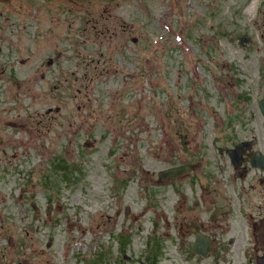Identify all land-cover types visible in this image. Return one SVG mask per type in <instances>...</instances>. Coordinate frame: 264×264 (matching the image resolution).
<instances>
[{"label":"rangeland","instance_id":"1","mask_svg":"<svg viewBox=\"0 0 264 264\" xmlns=\"http://www.w3.org/2000/svg\"><path fill=\"white\" fill-rule=\"evenodd\" d=\"M3 30L0 210L27 193L22 218L0 221V264H197L174 236L120 235L113 178L131 152L174 163L178 132L262 135L264 0H0Z\"/></svg>","mask_w":264,"mask_h":264},{"label":"flooded vegetation","instance_id":"2","mask_svg":"<svg viewBox=\"0 0 264 264\" xmlns=\"http://www.w3.org/2000/svg\"><path fill=\"white\" fill-rule=\"evenodd\" d=\"M5 32H0V38L5 37ZM58 58H64L63 53L58 52ZM20 63L25 64L26 60L21 59ZM52 63L49 61L48 65ZM0 74L4 75V68L0 67ZM41 77L44 78V73ZM261 100L258 102L261 114L258 125L262 135L249 131L250 134L240 136L241 129L248 124L243 121L223 122L224 125L217 128L224 130L210 137H206L204 130L191 138L178 132L173 149L174 163L171 161L156 171L143 168L137 154L131 152L129 167L118 170L121 174L115 175L112 182L113 217L115 220L122 218L124 222L120 235L127 239L135 234L145 237L148 248L154 239L165 241L174 236L175 251L184 258H193L197 264H264ZM237 123L238 127L227 126ZM7 124L17 127L14 122ZM119 143L128 156L131 142ZM208 145H211V152ZM170 168H177L176 174L162 178L161 171ZM30 172L34 173L33 165ZM31 184L34 186V176ZM25 191L26 188L21 187L13 204L1 205L2 224H6L9 215L22 218ZM34 204L33 200L29 202L33 210ZM138 204L142 208L140 212L134 211ZM146 220L151 222L150 230V225L140 226ZM158 227L164 230L157 231Z\"/></svg>","mask_w":264,"mask_h":264},{"label":"water","instance_id":"3","mask_svg":"<svg viewBox=\"0 0 264 264\" xmlns=\"http://www.w3.org/2000/svg\"><path fill=\"white\" fill-rule=\"evenodd\" d=\"M238 40L240 42V44H243L244 42H247L248 41V36L246 34H241L238 36ZM260 109L264 115V99H262L260 101ZM176 171H177V168H172V169H168V170H164V171H161L160 173V176L162 178H167V177H170V176H174L176 174ZM34 208H36V205L34 204Z\"/></svg>","mask_w":264,"mask_h":264}]
</instances>
